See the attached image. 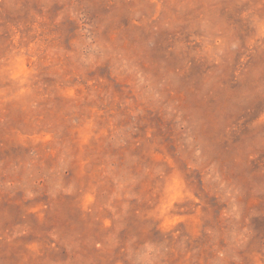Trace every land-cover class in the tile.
I'll return each mask as SVG.
<instances>
[{"label": "rangeland", "instance_id": "obj_1", "mask_svg": "<svg viewBox=\"0 0 264 264\" xmlns=\"http://www.w3.org/2000/svg\"><path fill=\"white\" fill-rule=\"evenodd\" d=\"M0 264H264V0H0Z\"/></svg>", "mask_w": 264, "mask_h": 264}]
</instances>
